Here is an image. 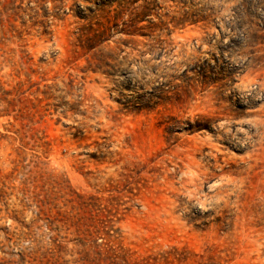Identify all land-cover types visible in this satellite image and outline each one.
<instances>
[{"label":"rangeland","instance_id":"obj_1","mask_svg":"<svg viewBox=\"0 0 264 264\" xmlns=\"http://www.w3.org/2000/svg\"><path fill=\"white\" fill-rule=\"evenodd\" d=\"M0 264H264V0H0Z\"/></svg>","mask_w":264,"mask_h":264}]
</instances>
